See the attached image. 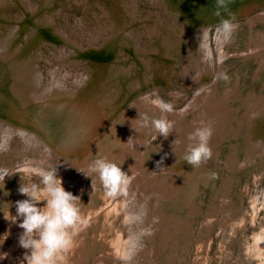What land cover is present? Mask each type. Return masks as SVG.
<instances>
[{
    "label": "bare ground",
    "instance_id": "1",
    "mask_svg": "<svg viewBox=\"0 0 264 264\" xmlns=\"http://www.w3.org/2000/svg\"><path fill=\"white\" fill-rule=\"evenodd\" d=\"M11 1L0 0V80L4 78L7 85L11 83L7 90L11 89L13 95L6 90H0L2 148L10 152L13 147L8 142L17 135L24 141L23 152H18L23 157L26 151H35L40 152L39 155L42 153L41 155L45 157H52L53 161L57 156L61 164L64 162L62 166H58L57 170L60 172L58 174V171L48 169L46 164L44 167L37 166L31 157H27L19 165L22 172L32 174L37 171L53 178L60 175L66 179L69 178L66 167L79 162L81 169L87 167L85 172H81V176L95 169L98 171L99 176L95 183H98L103 174L109 173L104 164L109 163L110 159H116L111 166L117 169L115 172L117 176L123 177L128 167V170L132 169L129 171V178L122 183L121 189L113 193L109 199V203L114 201L123 209L127 222L124 223V219L122 223L126 224L130 236L127 237L124 253L118 256L119 259L123 258L120 263H157L158 251L162 252L170 247L168 238H173L174 245L167 255L183 257L190 243L196 238V231L192 225L197 218V213L192 210L197 205L194 199L198 186L196 179L206 180L217 174L213 170L216 168L214 164L222 143L220 138L229 140L241 135L240 146L232 141L229 145L227 165L224 168L228 172V178H232L229 172L236 173L240 170L237 161L240 152L249 156L250 160L246 166L258 163L250 168V172L264 170V95H258L254 89L252 97H249V92L246 96L235 98L243 99L240 103L246 110L245 119L244 116L241 117L242 120L238 119L243 127V129L240 127L239 131L232 125L233 122L230 125L234 116L228 107L232 105L230 106L231 102H224L229 97L219 99L217 95L220 73L229 62L225 61L223 65L225 57L229 55L225 53L226 46L223 45L228 35L237 27V22L230 23L227 25L228 28L224 23L248 20L252 29L255 20L261 22L264 20V0H149L155 8L158 20L157 23H153V27L144 20H141V24L148 29L145 33L146 40L150 43L154 40L160 42V47L154 51L153 47L149 49L141 42L143 38L139 36L137 26L140 18L136 11L126 8L128 4L115 0L118 6L111 10L112 17L116 16V19H119L116 24L111 13L99 6L98 0H39L36 3L32 0ZM14 5L18 6V15L21 14L18 18H16L18 15L13 17L9 12L10 7ZM73 8L81 10V17L72 14ZM260 10L263 12L252 16ZM163 12L169 16V20L161 17ZM126 13H129L130 18L123 20ZM147 18L150 20L152 16ZM213 27L218 30L215 37L216 47L212 44V39L208 40L210 28ZM184 34L187 35L186 39L190 46L197 45L199 57L195 56L192 47L186 60L180 55L177 46L179 38L176 37ZM46 44L55 47L52 51V60H49L42 49ZM121 44L129 51L124 56L125 59L131 56L129 58L131 64L123 62ZM263 52L264 48L257 49L250 55H258L252 58L260 57L263 64L264 57L261 56L264 55ZM82 59H90L94 62V67L89 71H81L76 65L80 66L79 61ZM153 59L156 64L157 80L152 73L154 62L150 63ZM217 61L220 62L218 72ZM168 66L172 69L169 73ZM43 68L46 73L42 71ZM136 70L140 72L139 81L132 77ZM3 71L6 75H3ZM175 72H181L182 82L187 85V89L176 90L171 87V78ZM260 73H256L254 79L256 83L260 79ZM6 84L2 82L0 87H6ZM159 86L168 91L169 101L162 98L158 92ZM9 94L10 96H7ZM182 101L184 105L186 104L183 109L179 106ZM47 102L82 105L89 110V114L78 123L73 116L74 113H66L62 118L65 120L61 124L59 134L52 136L47 134L46 126L35 121L31 114L35 109L48 105ZM12 112H15L11 115L17 116L18 122L3 115ZM160 119L164 124L161 125ZM75 126L80 130L75 129ZM69 132L73 135L70 137H77L80 133L83 136L81 135L80 140H75L74 145L60 141ZM146 136L151 138L146 140ZM243 140L244 147L241 145L244 144ZM159 145L164 152H160L158 158L155 156L157 163L153 162L152 173L144 171L141 166L142 153H149L152 149L157 151ZM176 147L179 148L177 155ZM110 149L113 152L106 153ZM126 152L131 153V162L123 156ZM13 153L10 154L15 155ZM101 153L106 154L96 160L97 155ZM257 155L260 158H257ZM51 160L47 161L50 165L53 162ZM104 161L106 163H103ZM120 161L122 165H127V168L121 169L123 171L119 170ZM260 161L263 163L259 164ZM4 166L0 168V184L3 183L1 179L8 168ZM223 175L226 176V173ZM233 176L237 177L236 174ZM60 197L65 198L67 206L71 205L68 203L70 195L65 197L64 194H60ZM221 198V202L212 201L210 204L211 208L207 212L211 216H206L203 212L207 218L206 225L211 226V221L216 219L212 215L222 211L224 216L218 220L221 225L232 226L233 230L230 228L228 230L227 227V232L234 236L237 234L235 230L239 228L237 220L240 214L235 215V207L231 208L233 199L231 196L228 197V192L226 197ZM257 203L258 200L254 204ZM72 204L74 206L73 197ZM200 209L202 211L203 208ZM62 215V212L58 213L56 223L41 234L40 241L32 252L34 254L32 264H44L48 258L54 256L50 243L52 230L61 222ZM240 220L238 223L246 222L244 219ZM158 236L159 243L156 241ZM247 237L248 235L244 238L247 240ZM254 248L255 253L264 254L263 231L255 235ZM59 257L58 255L56 257L58 259H54L56 264H60Z\"/></svg>",
    "mask_w": 264,
    "mask_h": 264
},
{
    "label": "rangeland",
    "instance_id": "2",
    "mask_svg": "<svg viewBox=\"0 0 264 264\" xmlns=\"http://www.w3.org/2000/svg\"><path fill=\"white\" fill-rule=\"evenodd\" d=\"M32 1L36 3L39 0ZM116 1H119L118 3H125V5L128 4L126 6L127 9L136 11L137 16L140 18L137 26H139V36L143 38L141 39L143 45H146L149 49L150 47H153V51L156 48L158 49L160 47V42L154 40L152 43H150L148 40H146L145 33H147L148 29H146L144 24H141L143 20L151 24L152 27L154 26L153 23H157L158 19L155 16V8L150 3V1ZM116 1L105 0V3L103 0H98V4L107 12H110L112 17L111 9L118 6L116 4ZM17 7V5H14V7H10V10L8 8L10 14L13 17L18 15L19 10L17 9ZM260 12H263V10L257 11L252 16H255ZM72 14L74 16L78 15L77 17H81V10L73 8ZM20 16L21 14H19L16 18ZM125 16L126 17L124 18L122 17L123 20L125 18H130L129 13H126ZM148 16H152V19L149 20L147 18ZM161 17H163V19L165 20L170 19L166 12H163L161 14ZM191 17H193L192 14ZM112 18L117 24L119 19H116V16ZM235 22H237V27L228 35V39H226L223 45L224 47L226 46L225 53L229 54L225 57L223 65L225 61L229 60V62H227V67L224 68V73H220V77L217 82V85L219 86L217 95L219 99L229 97V99H227V101L224 100V102H231L230 106H233H231L232 108L228 107L229 109H231L234 116V118L230 122V125L233 122L232 125L235 126L237 131H239L241 129L240 127H242V122L239 123L238 119H245L246 110L244 109L245 106L243 104L241 105L240 103V101L243 99L235 98H237L238 96H246L249 94V92V97H252L251 93L254 92V89H256L258 95H264V61L262 64L260 57H256L259 59H254L255 56L258 55H250L251 52H254L257 49L264 48V20L262 21L263 23L258 19L255 20L253 23L255 25H252V27L254 26L252 29L250 26V21L248 20L227 21L224 23V26L227 27V25H229L230 23ZM214 28L215 27L210 28L211 34L209 35L208 40L212 39V44H214V47H216L215 37H217L216 34L218 33V30L217 28ZM227 28L225 29L227 30ZM186 32H188L187 29ZM259 35L261 36V38H259ZM186 36L187 35L184 34L183 36L178 35L176 37L179 38L177 46L180 51V55H183L185 58L184 60H186L189 56L190 48L192 47L195 56L197 55L196 57H199V50H197V45L190 46L191 44H189V41H187ZM120 48L123 50V62L131 64L129 63V61H131V59H129L131 56L127 59H125L124 56L129 51L126 50L122 44ZM42 49L45 52L44 54H47L49 60H52V51H54L55 47L46 44ZM262 54H264V52ZM261 56L264 57V55ZM217 57L218 55L216 56V58ZM154 60L155 59L151 60L150 63L154 62L152 66V73L153 76H155L154 78H156L157 80L158 78L156 76V64ZM34 61H36V59ZM79 62L81 63V65L76 66H78L81 71H89L90 68L94 67V62L90 59H82ZM217 62L218 72L220 62ZM240 63L242 64V66L240 65ZM133 68H135V65H133ZM171 70L172 69L168 66L167 72L169 73ZM42 71L45 72L44 68ZM139 73L140 72H138V70L133 73L132 77L134 80L139 81ZM256 73H260V79L257 81V83L254 80ZM182 81L183 79L181 72L173 73V76L171 78V87L176 90H184L183 88L187 89V85ZM185 85L186 87H184ZM158 92L164 100L169 101L170 95L168 94V91L166 92L163 87L159 86ZM219 92L221 94H219ZM182 93L184 94L186 93V91ZM232 102L234 104H232ZM179 106L181 107V109H183L186 107V104L184 105V101H182L179 103ZM13 113L15 112H12L10 114L4 113L3 115H5L6 118H9L10 120L18 122L19 120H17V116H12ZM161 121L162 119L159 120V122ZM162 124H164L163 121L161 122V125ZM74 128L80 130L77 126H75ZM81 135L82 134L80 133L77 137H75L74 141L78 139L80 140L83 136ZM152 135L153 134H151V136ZM149 138L151 137L146 136L145 139L147 140ZM239 138H241V135L236 138H230L229 140L220 138L222 143L218 148L219 153L214 164V166L216 165V168H214L213 170V172L217 174L215 176L213 175L208 177L206 180H202L201 178L196 179L198 181V186L194 199H196L195 204L197 205L192 208V210L197 213V218L195 219V221H193L194 224H192L196 231V238H194V240L190 243V247L187 248V251L184 252V256L181 258L174 257L173 254L167 255V252H169L172 245H174V242L172 240L173 238H168V246L170 247H167V249L162 252L158 251V255L156 254L157 259L156 257L154 258L159 262V264H264V254L254 252L255 235L262 231L264 232V195H262L264 194V170H256L250 172V168H252L254 165H257L258 163H254L251 165L249 164L248 166H246V163H249L250 159L248 154L246 155L245 153V155H243V152L239 153L237 159L238 164L240 165V170L236 173L229 172V174L232 175V178H228V172L224 169L227 165L226 157L229 153V145L232 141V143H237L238 146H240ZM66 140V137H64L60 141L66 142ZM233 140H235V142ZM22 142L24 141L20 137L14 135V137L10 139V142H8V144L13 147L10 152L5 151L1 146L2 144L0 145V148H2L0 149V159L2 160H0V168L2 169L4 165V167L8 166L9 168L6 169L8 172L6 171L5 176L1 179V182L3 183L0 184V264H32L31 260L34 256L32 252L34 251L35 245L40 241L41 234L49 229L52 225H54V223H56L59 217L58 213L60 214L61 212L63 214L61 220L62 224L60 222L58 226L52 230L53 234L50 241V243L52 244L51 252L54 253V256L52 258H48V260L45 261L44 264H56L54 259L57 260L58 258L56 257L58 255L60 256V264H117L118 260V264H124L123 262L120 263V261H123V258L119 259L118 256L124 253L123 251L126 249L127 244L126 241L128 240L127 237L129 236V231H127L128 229L126 227V224H124L127 222L125 219L126 216L123 209L116 205L114 201L109 203V199L113 193L118 192L121 189L122 183L129 178V171L132 169L128 170V167L123 177L117 176L115 173L117 169L111 166L114 162H116V159H110L108 160L109 163L104 164V168H108L109 173L106 175L103 174V176L99 178L98 183H95L99 176L98 171L96 169L95 171H87L88 173H84L81 176V172H85L87 167H83L81 169L79 162L66 167V171L69 176V178L66 179L62 178L60 175H58L57 178H53L51 175L40 173L37 171H35L36 173L34 172L32 174H29L25 173V171L22 172L21 168L19 167V165L27 157H31L35 161L34 163H36L37 166L44 167V165L46 164V167L52 171H58V166H62L64 162L61 164V162L58 161L57 156L53 158L55 159L53 161L51 160L52 157H45L41 155L42 153L39 155L40 152L35 151H26L25 156L23 157L22 154L18 153L23 152L24 150V144ZM73 142L71 143V145H74ZM243 143L244 144L241 145L244 147V140ZM117 150L118 148L115 149V151ZM175 151L177 155V152H179V148L176 147ZM110 152H113V150L110 149L106 153ZM160 152L163 153L164 150H162V147L159 145L157 151H155V149H152L149 153H142L141 166L144 168V171L152 173L153 162L157 163L156 159L159 157ZM2 153L5 156L2 155ZM10 153H13L15 155H12ZM106 153L98 154L95 159L97 160ZM130 154L126 152L123 153V156H125L126 159L131 162L132 157L130 156ZM156 155L157 158H155ZM257 158H260V156L257 155ZM48 160L53 161L51 165L48 164ZM2 163L4 165H2ZM103 163L106 162L104 161ZM261 163H263V161L259 162V164ZM243 164L245 165V167ZM119 165L120 171H123L121 170L122 168H127V165H122L121 161L119 162ZM223 173H226V176H224ZM58 174H60V172ZM233 174H236L237 177H234ZM254 175H256V179L255 177H253ZM251 177L253 178L251 179ZM121 180L123 181L121 182ZM227 192L228 197L231 196L233 199L231 208L235 207V215L240 214V217L237 220V225L239 224V228L235 230L237 234H235L234 236L229 235V233L227 232V227L228 230L229 228L233 230V227L221 225V222L219 221L220 218L222 219L224 216L222 211H218L217 215H212L215 216L216 219L211 221V226L206 225L207 218L205 217V215L211 216L210 213L207 212L209 208H211L210 204L212 203V201H214L215 203L219 201L221 202V197H226ZM60 194H64L65 197L70 195L68 199V203L71 204L70 206H67L65 198H61ZM72 197L74 199V206L72 204ZM256 200H258L259 202L257 203V205H255ZM251 204L256 208L254 206L252 207ZM114 205H116V207H114ZM200 208H203L202 211H200ZM255 209L258 210L256 211ZM203 212H205V215H203ZM240 219H244L246 220V222H243ZM122 220H124L125 222ZM239 220L241 221L240 223H238ZM121 224L123 226H121ZM30 229L32 230V232ZM241 230L242 234L240 233ZM240 234L241 236H239ZM245 235H248L249 237H247V240L246 238H244L246 237ZM232 238L236 241H233ZM156 241L158 243L160 242L159 236ZM241 241H244L245 243H242ZM234 249L236 253L234 252ZM230 250L232 251L230 252ZM248 254L250 257H248ZM233 258H235V260ZM165 261L167 262L164 263Z\"/></svg>",
    "mask_w": 264,
    "mask_h": 264
},
{
    "label": "water",
    "instance_id": "3",
    "mask_svg": "<svg viewBox=\"0 0 264 264\" xmlns=\"http://www.w3.org/2000/svg\"><path fill=\"white\" fill-rule=\"evenodd\" d=\"M3 75H6V73L4 71H3ZM2 82H5V84H6V81L4 78H2L0 80V84ZM10 85H11V83H10ZM10 85L6 84V87L1 86L0 90H6V91L10 92V94L12 95L11 89L7 90V87ZM10 94L7 96H10ZM13 103H15V102H13ZM47 104L50 106L49 107H48V105L42 106L38 109H35L31 114L33 115L35 121H39L41 124H43V126H46V128L48 129V134H51L52 136L59 134L58 132L61 130V124L65 120V119L62 120V118H63V116L66 115V113H71V114L74 113L73 116L76 117L78 123L84 118V116L86 114H89V110L85 109L82 105L69 104V103L68 104H59V103H54V102H51V103L47 102ZM87 111H88V113H87ZM70 134H71V132L66 133L64 137H66V139H67L66 143L71 144L74 141L75 137H70ZM71 136H73V135H71ZM74 142H73V144H74Z\"/></svg>",
    "mask_w": 264,
    "mask_h": 264
}]
</instances>
